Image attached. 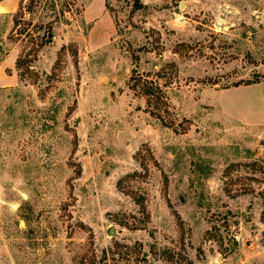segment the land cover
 I'll use <instances>...</instances> for the list:
<instances>
[{
    "label": "rangeland",
    "instance_id": "rangeland-1",
    "mask_svg": "<svg viewBox=\"0 0 264 264\" xmlns=\"http://www.w3.org/2000/svg\"><path fill=\"white\" fill-rule=\"evenodd\" d=\"M91 248L264 264V0H0V264Z\"/></svg>",
    "mask_w": 264,
    "mask_h": 264
},
{
    "label": "trees",
    "instance_id": "trees-1",
    "mask_svg": "<svg viewBox=\"0 0 264 264\" xmlns=\"http://www.w3.org/2000/svg\"><path fill=\"white\" fill-rule=\"evenodd\" d=\"M18 13H16L14 15V17L17 16ZM181 46V45H180ZM182 49H176V52H180L181 53ZM143 80V83H141V81ZM132 81V83H131ZM258 81L257 79L255 81H244V84H249L252 82H256ZM130 87L132 89L135 88H139L142 92V94L146 97V102L148 104V106H150V103H155V104H159V105H168L167 103V98L164 94V91L162 90V88L155 82H153L152 80H148L147 78H142L141 75L137 74L133 77L130 78ZM161 103V104H160ZM152 114L154 115H158L157 112L155 111H151ZM172 213L175 214V216L178 218V215L176 214V212L174 210H172ZM119 245L116 246V253L118 254V258L120 259L121 257L124 256H128L132 253H138L141 250L139 249V244H134L133 246H129V245H124L123 247L125 248L124 250H119L118 249ZM111 259H115L114 257H112ZM72 264H109V258H107L106 256H103L102 258H98L95 254V252L92 250L89 254H82L79 257H74L72 259Z\"/></svg>",
    "mask_w": 264,
    "mask_h": 264
}]
</instances>
